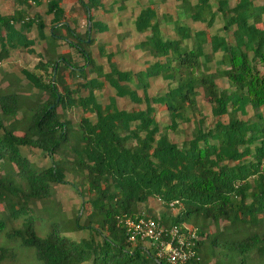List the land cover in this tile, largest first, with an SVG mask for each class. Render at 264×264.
I'll list each match as a JSON object with an SVG mask.
<instances>
[{
  "label": "trees",
  "instance_id": "obj_1",
  "mask_svg": "<svg viewBox=\"0 0 264 264\" xmlns=\"http://www.w3.org/2000/svg\"><path fill=\"white\" fill-rule=\"evenodd\" d=\"M13 1L17 9L0 16V49L23 48L31 54L32 41L25 33L36 31L38 45L45 42L46 48L40 45L34 70L45 76L26 70L21 75L36 94L46 97L37 101L30 94L24 100L7 87L0 95V164L7 169L0 177V230L8 227L5 238L31 252L36 264H147L154 261L152 252L140 243H127L122 222L157 219L148 206L152 198L166 210L176 203L175 215L159 217L162 225L178 227L190 218L213 229L221 224L213 238L195 231L196 257L207 238L211 248L236 264H263L264 167L259 166L264 160V4L236 0L228 8L227 0H217L212 9L210 0H169L176 4L175 15L163 18L173 23L177 39H172L162 33L154 3L148 1L132 20L134 32L144 35L131 45L142 67L133 73L117 69L113 52L104 54L100 46L96 56L105 59L108 71L89 55L92 37L107 32L92 16L103 13L102 0ZM124 1L111 0L120 3L119 9ZM40 5L49 16L47 36L40 15L29 16ZM64 5H69L66 10ZM216 16L222 26L210 35ZM79 19L90 25L83 36ZM186 21L204 29L192 30ZM187 40L189 46L183 43ZM215 54L220 56L217 68L209 73L201 59L210 61ZM216 76L227 88L216 87ZM154 79L164 82V90L148 96V82ZM200 86L209 106L207 130L199 125ZM104 87L112 97L102 104L95 92ZM117 98L130 108H118ZM247 108L254 112L251 120L240 121L236 116H245ZM73 109L80 112L72 129L58 113ZM158 111L166 118L161 127L155 119ZM16 114V121L4 124ZM190 123L196 126L190 139L180 146L168 139L167 131L177 136L179 126ZM23 147L44 154L48 166L30 164L18 151ZM64 151L71 159L68 169L61 167V158H54ZM65 172L81 175L82 191H74L85 215L80 223V217L72 221L73 229L86 232L79 243L61 237L56 222L38 237L31 216L30 202L46 198L50 184H68ZM12 256L0 249V262Z\"/></svg>",
  "mask_w": 264,
  "mask_h": 264
},
{
  "label": "rangeland",
  "instance_id": "obj_2",
  "mask_svg": "<svg viewBox=\"0 0 264 264\" xmlns=\"http://www.w3.org/2000/svg\"><path fill=\"white\" fill-rule=\"evenodd\" d=\"M148 1H152L154 3L153 10L155 12L157 21L159 22L160 29L162 33L166 36H169L172 39H177L172 30L173 23L164 22V16L168 15V17L174 18L175 15V6L176 4L169 0H126L123 4V9L117 8L119 6V2H111V0H102L103 13H97V11L93 12V18L97 22L103 23L107 32L101 35H94L92 37V45L88 47L89 55L92 59L95 60L97 65H102L104 68L106 67L104 58H97L96 56V45L101 47V50L104 54H108L113 52L112 59H114L115 66L120 71H133L136 73L141 70V62L139 61L140 55L131 50V45L137 42H140L144 39V35H138L133 30V22L132 20L136 16L137 12L145 6ZM236 0H227V7L231 8L234 6ZM254 5H263L264 0H252ZM211 8L214 9L217 4V0H210ZM69 5H64L63 8L66 10ZM17 4L13 0H1L0 1V16L11 13L13 10L17 9ZM43 6L40 5L39 8H31L29 16L32 15L33 12H36L40 15L43 23L45 24V28L43 30L44 35L47 36L48 31V19L49 16H45L42 14ZM214 24L212 28L209 30V34H217L218 29L222 26V21L216 16L214 19ZM187 24L192 30L193 29H204L202 24L191 23L189 21L184 22ZM78 30L80 31V35L83 36L85 29L87 28V23L79 19L77 21ZM90 30V25H89ZM25 36L28 40L32 41V46L28 49L31 51V54L26 53V50L23 48H15V49H5L4 52L0 49V95L4 94L6 87L11 90L15 95L19 96L21 99L27 100L30 94H36L35 90L32 89L22 78L21 70H26L29 73L35 74V76H41L44 78L45 74L43 71L34 70L35 66L38 63V59L36 58V54L40 53V45L46 48L45 42H40L38 45V40L36 38V31L32 29L29 34L25 33ZM186 46L190 45V41H183ZM60 45V44H59ZM59 49H64L61 45ZM57 49V51H59ZM203 54L205 57L209 58V51L207 46H202ZM220 58L219 54H215L211 56L210 61L208 59H201L205 61L206 67L209 69V73H213L217 66L216 62ZM204 63V62H203ZM49 70H47L48 73ZM105 71H108L107 67ZM67 75L64 74V82H67ZM149 88H147L146 93L148 96L156 95L164 90V82L160 79L150 80ZM214 83L218 89L227 88V84L225 80L221 77H217L214 79ZM199 92V96L196 98L197 106L200 110V118L199 125L201 128L211 129V119L209 117V106L207 104L206 96L203 92V87L200 86L197 88ZM83 93V92H81ZM97 96H99L100 102L103 104L106 103L108 97H112V93L109 89L104 87L99 92H95ZM137 94L141 95L138 91ZM37 101L45 99L43 93H37ZM116 106L118 108H125L126 110L130 108L129 103L124 100L116 99ZM142 109V107H141ZM79 109H73L67 111L66 113L59 110V117L61 120H66L69 123L70 128H75L76 121L79 116ZM254 112L250 109H246V114L243 117H236L240 121L251 120ZM264 117V110L260 113ZM19 118V114L16 116L5 119L4 124H8L12 121H16ZM155 119L158 126H163L166 124V118L164 112L158 111L155 113ZM224 121V120H222ZM195 124L190 123L188 125L184 124L180 125V134L174 136L169 131L166 132L168 139L180 146L184 140H188L195 133ZM20 155L25 157V159L32 164L37 169H42L48 166L47 158L44 154H40L38 151L28 149V148H18ZM58 155V156H57ZM54 158H61L63 161L61 162L64 169H68V163L71 161L69 154L64 151V153H58ZM7 169L4 168L2 164H0V177L6 175ZM64 180L68 183L67 185L61 184H50L49 185V194L46 198L37 201L30 202V208L32 209V218H34V228L36 230V234L38 237H43L44 233L49 230V223L56 222L59 226L58 232L61 237L72 240L73 242L79 243L82 239H85L86 232L85 231H76L72 228V221L74 219H79V223L81 219H83L85 213L80 208V200L77 198L74 189L82 191L81 187V175L77 174L76 176H72L71 174L65 172ZM149 208L153 209L155 214V218L159 220V217L164 215H175L177 213L176 209L166 210L160 202L154 199H148ZM3 207L0 205V220L4 214ZM184 225V224H182ZM221 225V224H220ZM219 225V226H220ZM13 226H16V223H13ZM184 226L189 227L190 230H194L196 232L201 231L204 237L209 236L211 238L215 237V232L219 231V226L216 229H213L211 225L208 223H203L200 219L190 218L186 221ZM8 227L4 224L2 229L0 230V249H6L10 253L13 254L12 258H8L0 262V264H36L32 257L31 252L25 250V248L20 247L16 242L12 239H6L5 236L8 232ZM201 229V230H200ZM195 232V233H196ZM144 247V246H143ZM200 264H236L232 257H225L221 255L217 249L211 248L209 244V240L207 238L204 239V244L201 247L199 254L197 256ZM148 260V259H147ZM87 264V263H86ZM147 264H155L154 261L148 260ZM261 264V263H260ZM264 264V262H263Z\"/></svg>",
  "mask_w": 264,
  "mask_h": 264
},
{
  "label": "built area",
  "instance_id": "obj_3",
  "mask_svg": "<svg viewBox=\"0 0 264 264\" xmlns=\"http://www.w3.org/2000/svg\"><path fill=\"white\" fill-rule=\"evenodd\" d=\"M259 168L264 167V160ZM170 204L169 208H173ZM173 210V209H172ZM126 242L132 246L136 243L152 252L154 261L162 264H186L198 262L194 250L197 235L189 227L162 225L158 219H126L122 222Z\"/></svg>",
  "mask_w": 264,
  "mask_h": 264
},
{
  "label": "water",
  "instance_id": "obj_4",
  "mask_svg": "<svg viewBox=\"0 0 264 264\" xmlns=\"http://www.w3.org/2000/svg\"><path fill=\"white\" fill-rule=\"evenodd\" d=\"M88 25H87V31L89 32V23L88 22H86ZM54 72H55V69L53 70V76H54ZM156 264H158V263H156Z\"/></svg>",
  "mask_w": 264,
  "mask_h": 264
}]
</instances>
